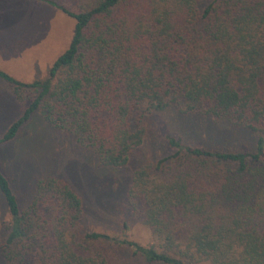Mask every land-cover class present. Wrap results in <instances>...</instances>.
<instances>
[{
	"label": "trees",
	"instance_id": "1",
	"mask_svg": "<svg viewBox=\"0 0 264 264\" xmlns=\"http://www.w3.org/2000/svg\"><path fill=\"white\" fill-rule=\"evenodd\" d=\"M36 1L73 21L70 40L41 80L0 72L22 105L0 144L36 112L102 168L124 166L147 115L168 109L255 138L253 151L234 152L166 137L170 152L135 170L126 192L142 207L147 247L84 231L79 198L55 178L38 179L21 210L0 172L3 264H109L107 246L141 264H264V0Z\"/></svg>",
	"mask_w": 264,
	"mask_h": 264
},
{
	"label": "rangeland",
	"instance_id": "2",
	"mask_svg": "<svg viewBox=\"0 0 264 264\" xmlns=\"http://www.w3.org/2000/svg\"><path fill=\"white\" fill-rule=\"evenodd\" d=\"M50 1L71 7L70 0ZM72 27L70 18L44 2L0 0V72L21 83L43 79L51 63L67 48ZM21 109L10 87L0 80V137ZM145 128L142 143L130 152L124 166L102 168L91 150L71 135L50 128L36 112L11 141L0 144V172L21 210L29 203L38 179L55 178L79 198V223L84 231L147 247L153 238L142 223V207L137 203L132 209L126 192L135 170L170 152L166 137L178 136L184 144L205 150L251 152L255 136L227 121L180 115L172 109L147 115ZM7 220L0 200V231ZM105 252L109 264H141L130 248L107 246Z\"/></svg>",
	"mask_w": 264,
	"mask_h": 264
},
{
	"label": "crops",
	"instance_id": "3",
	"mask_svg": "<svg viewBox=\"0 0 264 264\" xmlns=\"http://www.w3.org/2000/svg\"><path fill=\"white\" fill-rule=\"evenodd\" d=\"M3 82V81H2Z\"/></svg>",
	"mask_w": 264,
	"mask_h": 264
}]
</instances>
